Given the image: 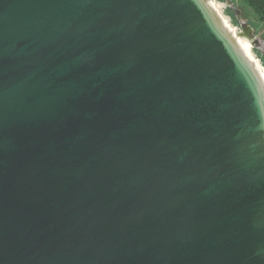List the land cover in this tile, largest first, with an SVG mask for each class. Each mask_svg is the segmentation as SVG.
Segmentation results:
<instances>
[{"label": "water", "instance_id": "1", "mask_svg": "<svg viewBox=\"0 0 264 264\" xmlns=\"http://www.w3.org/2000/svg\"><path fill=\"white\" fill-rule=\"evenodd\" d=\"M223 1L0 0V264H264V36Z\"/></svg>", "mask_w": 264, "mask_h": 264}, {"label": "flooded vegetation", "instance_id": "2", "mask_svg": "<svg viewBox=\"0 0 264 264\" xmlns=\"http://www.w3.org/2000/svg\"><path fill=\"white\" fill-rule=\"evenodd\" d=\"M220 2H224V1H220ZM225 13L231 19L232 24L238 28L240 33H242L244 36L252 37V42L255 45V47L257 49L261 48L263 44L261 43L260 40H258L259 33L257 35H254V30L257 29L258 27L253 26L252 23L249 21H242L241 20L242 14L235 10L233 3H231L230 7L225 9Z\"/></svg>", "mask_w": 264, "mask_h": 264}, {"label": "rangeland", "instance_id": "3", "mask_svg": "<svg viewBox=\"0 0 264 264\" xmlns=\"http://www.w3.org/2000/svg\"><path fill=\"white\" fill-rule=\"evenodd\" d=\"M219 1H223V0H219ZM234 1L236 4H239L240 6L244 7V12L247 16V19H250L249 22H251L253 26L259 27L262 24L260 18L242 0H234ZM259 36H264V24L259 32Z\"/></svg>", "mask_w": 264, "mask_h": 264}, {"label": "trees", "instance_id": "4", "mask_svg": "<svg viewBox=\"0 0 264 264\" xmlns=\"http://www.w3.org/2000/svg\"><path fill=\"white\" fill-rule=\"evenodd\" d=\"M264 24V0H242Z\"/></svg>", "mask_w": 264, "mask_h": 264}]
</instances>
